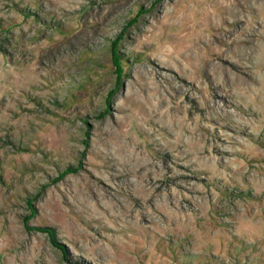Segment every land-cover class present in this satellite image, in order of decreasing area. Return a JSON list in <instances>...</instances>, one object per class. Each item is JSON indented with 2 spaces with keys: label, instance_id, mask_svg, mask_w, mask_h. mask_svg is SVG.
Instances as JSON below:
<instances>
[{
  "label": "rangeland",
  "instance_id": "374dc122",
  "mask_svg": "<svg viewBox=\"0 0 264 264\" xmlns=\"http://www.w3.org/2000/svg\"><path fill=\"white\" fill-rule=\"evenodd\" d=\"M0 264H264V0H0Z\"/></svg>",
  "mask_w": 264,
  "mask_h": 264
}]
</instances>
